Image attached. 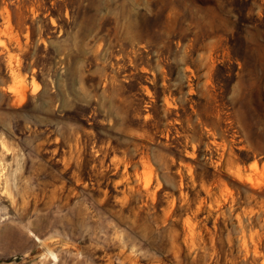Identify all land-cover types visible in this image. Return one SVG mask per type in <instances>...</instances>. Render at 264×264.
I'll return each mask as SVG.
<instances>
[{"label":"rangeland","instance_id":"rangeland-1","mask_svg":"<svg viewBox=\"0 0 264 264\" xmlns=\"http://www.w3.org/2000/svg\"><path fill=\"white\" fill-rule=\"evenodd\" d=\"M0 264H264V0H0Z\"/></svg>","mask_w":264,"mask_h":264},{"label":"bare ground","instance_id":"bare-ground-1","mask_svg":"<svg viewBox=\"0 0 264 264\" xmlns=\"http://www.w3.org/2000/svg\"><path fill=\"white\" fill-rule=\"evenodd\" d=\"M38 239V238H37ZM45 252V251H44ZM54 256V255H53ZM54 258V257H53ZM56 259V258H55Z\"/></svg>","mask_w":264,"mask_h":264}]
</instances>
